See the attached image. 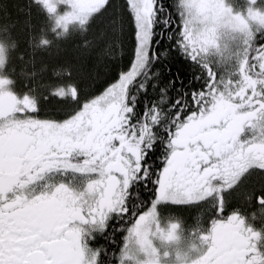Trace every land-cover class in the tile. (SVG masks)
Returning a JSON list of instances; mask_svg holds the SVG:
<instances>
[{
    "label": "snow or ice",
    "instance_id": "obj_1",
    "mask_svg": "<svg viewBox=\"0 0 264 264\" xmlns=\"http://www.w3.org/2000/svg\"><path fill=\"white\" fill-rule=\"evenodd\" d=\"M31 4L54 20L58 37L73 22L86 30L97 16L116 11L113 0ZM60 4L71 11L59 15ZM173 6L174 12L165 0H125L124 15L134 29L131 61L94 93L71 82L68 68L52 70L56 83L15 90L10 50L0 43V264H106L102 250L89 247L91 231L83 225L103 229L113 216L133 218L117 264H161L153 237L175 242L179 228L160 227L158 209L164 203L207 206L208 227L197 237L201 247L184 264H264L261 232L240 208L228 211L230 193L253 175L264 178V8L257 0H249L245 14L234 13L225 0H173ZM6 8L0 3V10ZM122 22L114 16L112 31ZM222 28L241 37L237 67L227 79L206 59L212 50L221 51ZM0 33L14 50L17 41L7 23H0ZM163 38L201 67L206 80L171 102L170 81L159 89V99L141 109L139 98L158 75L151 68L164 55L158 51ZM50 43L41 37L35 47ZM52 96L70 106L58 116L42 115L43 102ZM156 148L162 166L154 168L150 154ZM77 176L85 178L82 189L73 186ZM140 185L153 186L147 211L135 203L129 207L131 192ZM244 199L258 206L252 219L264 214V187L246 191ZM133 248L145 259L138 260Z\"/></svg>",
    "mask_w": 264,
    "mask_h": 264
},
{
    "label": "trees",
    "instance_id": "obj_2",
    "mask_svg": "<svg viewBox=\"0 0 264 264\" xmlns=\"http://www.w3.org/2000/svg\"><path fill=\"white\" fill-rule=\"evenodd\" d=\"M0 3L7 5L6 9L0 10V23H7L10 26L12 36L17 41V47L10 54L9 74L23 86L56 83L58 81L52 75V70L68 68L72 72L71 82L77 84L83 93H94L97 89L102 90V85L112 82L118 73L126 70L130 64L134 39L131 34L130 18L124 15V3L121 5L117 0H113L115 12L110 9L104 16H97L86 30L78 25L75 28L81 31L70 29L64 36L59 37L52 31L54 23L50 21L48 15L32 5L31 0H0ZM165 3L170 11H175L173 0H165ZM114 16L123 18L121 26L115 32L112 31ZM261 32L264 33V29ZM0 36L11 48V41L6 35L0 33ZM41 37L51 41L48 47H35ZM240 45L241 37L235 39L233 47L225 55L212 51L207 54V62L218 77L227 79L235 72L236 53ZM158 51L164 55L152 65L151 71L158 75L149 81L148 91L141 94L138 103L141 109L145 102L159 99V89L169 85L170 81L172 84L167 91L171 102L183 91L199 89L206 80L205 71L170 47V42L166 38L161 40ZM21 56L23 59H20ZM44 68L47 70L42 71ZM33 72L37 73L35 77H31ZM197 76L200 77L199 80L196 79ZM153 83L156 84L155 89L152 88ZM68 106H70L68 100L49 97L42 104L43 115L58 116L59 110ZM161 154L160 148H156L150 154V163L154 168L162 166ZM260 187H264V178L253 175L234 193L232 200L248 206L244 199L245 192L255 191ZM152 188V185L147 188L143 185L134 188L129 207L135 203L141 211H146L153 199ZM163 211L166 215L181 214L186 219L187 227L199 223L201 216L207 214V210L202 207L177 208L171 204ZM132 223L133 218L130 216L123 219L113 216L107 221L105 229L101 230V239L93 244L92 249L102 250L106 264H117L116 257L120 255L125 243L124 238L127 236V228Z\"/></svg>",
    "mask_w": 264,
    "mask_h": 264
},
{
    "label": "flooded vegetation",
    "instance_id": "obj_3",
    "mask_svg": "<svg viewBox=\"0 0 264 264\" xmlns=\"http://www.w3.org/2000/svg\"><path fill=\"white\" fill-rule=\"evenodd\" d=\"M6 48H8L10 50V54H11V51H12L11 48H9V47H6ZM13 79L15 80V78H13ZM15 90L23 91V90H25V88L19 81L16 80ZM41 114L43 115V111ZM84 179L85 178L82 176L75 177V179L73 180V186L76 188L82 189L84 186ZM243 184H242V186H243ZM242 186L240 188H238L237 190H235L234 192L229 194V196H228V202H229L228 211L230 212L234 208H240L246 216H249V223L251 224V226L255 230H259L261 232V236H262L261 242H262V244H264V214L258 213L255 219H252L250 217V214L252 212H255L257 207H258L255 203V200H254V202L252 201L251 206L240 205L236 201L232 200L234 193L237 192L238 190H240L242 188ZM192 204H194V205H192ZM186 205H187V207L191 205L190 206L191 208L202 207V208L207 210V206L204 205L203 203H191V204H186ZM171 215H173L176 218L175 223H177L179 225V228L181 227L183 229V238H182L183 240L179 243L178 246L174 247L171 250L172 253L174 255H177V253H181V252L189 253L190 258L194 259L197 255V252L195 251V249L201 247L199 239L197 237L201 232L206 230L208 227V223H209L208 211H207V214L204 215V217H203V215L201 216L202 219L199 223L194 224L193 226H190V227H187L186 219L183 218L181 216V214L177 215L174 213ZM83 227L85 228L86 231H89V230L91 231V238L88 240V245L90 248H92L93 244H95V242H97L98 240L101 239V237H100L101 236L100 234L102 233L101 230L105 229V227L103 229H100L96 226H90V225H83ZM139 257L141 260V257H143V254H140Z\"/></svg>",
    "mask_w": 264,
    "mask_h": 264
},
{
    "label": "rangeland",
    "instance_id": "obj_4",
    "mask_svg": "<svg viewBox=\"0 0 264 264\" xmlns=\"http://www.w3.org/2000/svg\"><path fill=\"white\" fill-rule=\"evenodd\" d=\"M117 2H119L122 5L125 2V0H123V2H120L119 0H117ZM225 3H226L227 6H229V7H231L233 9L234 13L235 12H240L242 14H245L246 10H247V7L249 6V0H225ZM257 6L261 7V8H264V0H257ZM69 11H71V7L68 4H60L58 6V9H57V13L59 15H63L64 13L69 12ZM50 21H52L54 23L53 19H50ZM78 25H79L78 21L69 24L67 32L70 29L74 30V28L77 27ZM255 27L256 26L253 25V28H255ZM130 28H131V34L133 35V39H134V29H133L132 24H131ZM58 31H62V30H58ZM75 31H81V30H78V29L75 28ZM235 39H240V37H235L234 36L232 38V40L229 41L227 49L226 50H221L219 52V55L223 56V55H225V53H228L230 48L233 47V42L235 41ZM0 43H2V42L0 41ZM5 47H8L7 44H5ZM133 47H134V44H133ZM132 51L133 50H131V53H132ZM212 52L215 53L216 51L212 50ZM168 205H166V203L161 204L159 206V209H158V221H159L160 227L162 229H164V230H167L169 224L175 223V221H176V218L173 215H171V214L166 215V213L163 211V209H165V207L168 206ZM179 235H180V237L182 239L183 238V229L181 227L179 228ZM176 241H178V239ZM176 241L175 242H166V241H161L158 237H153V244H154L155 247H157L158 251L161 253V257H162L161 264H165V262L167 264H176L177 257L173 256L172 254H171V257L169 256L170 253H172V251L170 250V247L175 245ZM165 251L168 252V256L167 257H163V252H165ZM137 253H139V252H137ZM136 258L138 260H140V258L137 257V254H136ZM144 259H145V257L143 255L142 260H144ZM124 264H135V261H133V260H125Z\"/></svg>",
    "mask_w": 264,
    "mask_h": 264
},
{
    "label": "clouds",
    "instance_id": "obj_5",
    "mask_svg": "<svg viewBox=\"0 0 264 264\" xmlns=\"http://www.w3.org/2000/svg\"><path fill=\"white\" fill-rule=\"evenodd\" d=\"M240 37L239 33L233 32L229 30L228 28H222L220 33H219V42H220V47L221 50H226L228 47L229 41L232 40L233 37ZM133 255L136 256V253L138 252L135 248L132 249ZM180 260L176 261V264H184L185 260H190V254L189 253H180Z\"/></svg>",
    "mask_w": 264,
    "mask_h": 264
}]
</instances>
